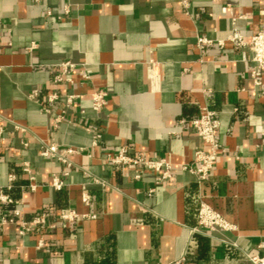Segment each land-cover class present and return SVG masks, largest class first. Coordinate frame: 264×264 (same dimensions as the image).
Wrapping results in <instances>:
<instances>
[{
    "label": "crops",
    "instance_id": "1",
    "mask_svg": "<svg viewBox=\"0 0 264 264\" xmlns=\"http://www.w3.org/2000/svg\"><path fill=\"white\" fill-rule=\"evenodd\" d=\"M235 28L246 40L264 30V0H0V194L12 200L0 218L13 220L0 224V264H252L264 244V72L228 41ZM66 62L72 82L55 83ZM204 109L221 123L207 181L178 170L159 184L156 171L107 161L125 148L190 164L208 149L191 125ZM52 145L72 168L42 158ZM202 202L237 230L195 232ZM70 210L98 218L66 224ZM41 216L44 229L20 236L18 222Z\"/></svg>",
    "mask_w": 264,
    "mask_h": 264
},
{
    "label": "built area",
    "instance_id": "2",
    "mask_svg": "<svg viewBox=\"0 0 264 264\" xmlns=\"http://www.w3.org/2000/svg\"><path fill=\"white\" fill-rule=\"evenodd\" d=\"M183 7L188 10L189 0H181ZM228 41H230L234 47L238 50H249L253 54V61L256 64V68L264 72V30L254 34L250 40H246L244 36L235 28L233 33L229 36ZM212 41L206 38L198 39V46L204 48L206 46L212 45ZM219 45L223 46L224 42H218ZM32 48H36L35 45ZM31 48V49H32ZM61 73L56 76L55 83L69 82L72 80L68 76L69 72H73L78 69V66L71 62L62 63L59 65ZM157 64H150V79L152 82L158 81V76L155 74ZM82 76L85 79H90V74L86 71H81ZM37 94L31 96L35 98ZM78 96H68L67 103L71 104L74 99ZM60 99L59 94H53L49 98V102L53 103ZM92 108L95 112H101L108 103V94L104 91H96L91 95ZM64 118L58 116L56 122H61ZM193 129L196 131V134L199 140L207 146V150L199 148L195 151L194 159L190 164H184L180 166H174L166 159H157L151 160L144 158L142 156H132L127 149L122 148L117 154H109L107 156V161L114 166H128L134 167L139 171H156L158 172L157 183L161 184L171 180L174 174L178 170L186 171L194 175L197 180L202 183L208 180L218 161V151L220 145L218 143V133L220 128V120L217 116V113L204 109L199 118L191 122ZM3 136V130L0 132V141ZM99 137V136H98ZM77 152L73 148L66 149V153L72 154ZM41 156L44 159H57L62 163L66 164L68 168H72L73 164L67 160L60 152L58 146H44L41 151ZM23 170L26 174L31 175V169L28 163H25ZM69 175L68 172L64 173V177ZM137 179H140V174L135 176ZM32 178V177H31ZM14 180V176H11L10 181ZM52 187L57 191H62L65 187V180L59 176L53 178ZM32 190H36V186H31ZM154 190H150V193H153ZM0 201L2 203H12V200L4 195L0 194ZM83 203L89 204V196H83ZM16 216H20V211L17 210ZM60 220L66 224H73L80 220H96L98 218L95 214H80L75 210H70L68 212H62L60 214ZM13 222V220L6 217L0 218V224H7ZM19 225V234L20 236H26L27 234L44 229L46 226L45 216H41L33 220L32 222L21 220L17 223ZM237 230V227L224 218L215 208L206 202H202L198 215V228L195 229V232H205L209 234H219L222 237H225L228 233H233ZM45 244L43 240L40 241L38 248H44ZM262 252L258 255L249 256V260L252 264H264V244L260 246ZM172 264H182V260L176 261Z\"/></svg>",
    "mask_w": 264,
    "mask_h": 264
}]
</instances>
